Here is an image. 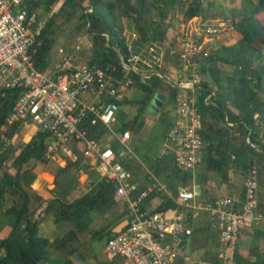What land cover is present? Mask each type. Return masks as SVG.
I'll return each instance as SVG.
<instances>
[{"label": "trees", "instance_id": "obj_1", "mask_svg": "<svg viewBox=\"0 0 264 264\" xmlns=\"http://www.w3.org/2000/svg\"><path fill=\"white\" fill-rule=\"evenodd\" d=\"M56 0H47L45 11L51 13V7ZM29 10H36L40 2L38 0H25ZM182 5L178 0H63L58 11L51 13L45 21L38 35H36L30 51H32L35 66L45 70L50 62L49 51L56 41L57 30L54 28L55 19L62 17L63 21H70L75 16V34H87L90 40V57L88 65L114 67V74L122 77L123 69L120 64V55L125 61L133 54L139 53L135 49L139 42L147 43V47L161 46L163 42L170 41L177 34L176 29L167 39L165 29H161L162 22L168 17L169 10ZM182 22H188L192 18L201 17L203 13L202 0H190L182 5ZM88 9H91L88 11ZM154 10L158 13L152 16ZM264 13V0H240L239 5L230 11V16H219L223 25L232 27L240 34V38L233 44L225 45L223 41L217 42L211 49V54L201 62L200 88L195 91L196 106L201 113L203 128L201 130L205 146L201 152V160L207 172L216 173L222 182L228 180V171H247L252 165L257 168L258 185L264 188V22L258 17ZM125 17L131 22L132 27L137 28L138 38L128 40L123 33V25L120 18ZM230 67L229 71H223L220 66ZM140 71L150 70L142 62L137 63ZM151 71H162L163 67H151ZM132 80V85L125 88V92L131 88L142 93V97L129 99L125 97L120 104H137V114L130 122L115 123L113 131L121 137L132 132L138 133L143 125L140 119L146 111L147 105L153 94L168 90L170 101L175 105V90L164 82L163 78L152 73L144 77L133 70L127 74ZM204 76V78H203ZM211 92V103H206L205 98ZM17 91H0V127L4 124L10 110L17 98ZM231 123V126L226 124ZM224 125H223V124ZM171 122H167L162 134L166 137ZM82 127L86 129L90 138L101 141L108 133L107 128L97 123L91 125L86 121ZM21 127L14 124L8 131L9 137L20 133ZM48 139V133L36 130L30 140L18 147V152L13 156L11 166L15 173L3 171L0 174V213L9 220V232L0 239V264H76L71 258L76 250L74 244L78 243V233H83L91 223V212L107 213L117 200L114 197V187L104 179H97L90 189L72 201H65L57 196L46 202V213L54 216L55 222H70L73 228L62 236L49 239L39 233V220L33 218L31 210V195L24 185L29 169L23 166L29 162L47 163L44 152ZM120 145V143H119ZM116 154L119 153L118 145L112 146ZM16 147L2 149L0 147V170ZM169 160L160 156L153 165L155 174L161 169H172L175 178L187 180L192 172H183L175 168L171 155ZM119 160V159H118ZM124 168L132 170V166L125 160H119ZM82 160L71 162L58 172H67L71 168L80 169ZM165 164V165H164ZM170 172V174H171ZM56 178V177H55ZM23 180V183L21 182ZM145 187H138V192ZM15 194L16 202L4 209L2 206L6 194ZM135 195V194H134ZM155 196L160 198L159 204L151 211L165 212L175 209L179 205L173 197L168 196L164 190L153 188L142 203V208L148 200ZM35 200L42 201L41 196L35 195ZM259 209V207H258ZM7 220V222H8ZM119 220V218H118ZM119 221L113 223L117 224ZM96 229L92 236H105V241L113 237L114 233L108 229ZM253 241L264 238V230L253 228ZM51 249L58 256H51ZM235 257L239 264H249L250 259L264 262V252L259 253L258 245L254 244L248 253L241 254L236 250ZM225 259H215L216 264H225Z\"/></svg>", "mask_w": 264, "mask_h": 264}, {"label": "built area", "instance_id": "obj_2", "mask_svg": "<svg viewBox=\"0 0 264 264\" xmlns=\"http://www.w3.org/2000/svg\"><path fill=\"white\" fill-rule=\"evenodd\" d=\"M178 1L186 5L190 0ZM45 21H38L37 12L29 10L25 0H0V91L18 93L0 127V147H15L21 132L9 137L7 131L14 124L22 127L29 123L36 130L48 133L46 160H93L99 180L113 185L115 199L125 203L127 209L126 224L103 248L109 264H173L185 239L192 234L188 212L193 211L207 212L215 219L225 264H239L235 253L240 232L245 228L264 229V214L258 209L255 165L246 171L241 201L227 195L197 200L194 190L186 186L177 190L174 200L179 207L169 216L166 212L142 208L152 188L138 192V183L118 161L114 150L88 137L82 127L86 121L91 125L99 122L114 133L116 112L127 96L124 90L133 82L127 75L130 70L144 77L152 73L164 76L165 83L175 90V105L174 120L167 130L160 156L171 155L175 168L193 174L205 146L201 135L202 116L194 94L200 88V65L211 54L225 25L219 20L211 22L200 17L181 22L174 38L162 45L166 47L167 71H151V68L140 71L138 62L150 66L140 53L131 55L128 61L120 55L123 69L120 78L109 65L76 63L62 46L57 48L58 58L52 64L50 60L47 69H38L30 49ZM82 47H90L87 35L77 39L75 48ZM213 94L206 96V103H211ZM226 124L231 126L227 121ZM156 189L165 190V186L158 183ZM45 208L46 202H43L33 212V218H43ZM249 264L264 262L250 259Z\"/></svg>", "mask_w": 264, "mask_h": 264}, {"label": "rangeland", "instance_id": "obj_3", "mask_svg": "<svg viewBox=\"0 0 264 264\" xmlns=\"http://www.w3.org/2000/svg\"><path fill=\"white\" fill-rule=\"evenodd\" d=\"M40 2L39 7L36 8L38 13V21L41 22L47 18V12L45 11V3L47 0H38ZM63 0H56V2L52 5L51 11L56 13L61 5ZM240 0H202L203 6V15L202 19L208 20L211 22H215V20H219L218 17H213V15L219 16H230V11L236 8L239 5ZM168 17L162 22L163 26L161 29H165L167 39L171 37V33L178 30L179 25L181 24V17H182V9L181 6H176L169 10ZM151 15L158 19V13L154 10L151 12ZM216 15V16H217ZM76 17L71 19L69 22L63 21L62 17H57L55 19L54 28L57 30V37L56 41L53 44V47L49 51L51 64L58 58L57 55V48L62 46L66 53L74 60L76 63H86L87 59L90 57V48H81L77 50L75 45L77 43L78 37L82 35H87L83 33L75 34V24H76ZM258 17L264 22V13H259ZM201 18V17H200ZM192 18L190 21L194 20ZM121 24L123 25V33L128 40H133L138 38L137 28L132 27L130 21H128L125 17L120 18ZM223 36L226 38V41H223L225 45L233 44L240 38V34L234 30L231 26H224V30L222 33L221 38L215 41V45L217 42H222ZM169 40V39H168ZM166 42V41H165ZM164 42V43H165ZM147 43L139 42L136 44L135 49L138 50L142 60H145L147 63L150 64L149 68H155L159 63V59H162L160 63L161 66L167 67L166 65V47L165 46H151L147 47ZM161 47V49H160ZM160 54H162L160 56ZM223 71H229L230 67H225L224 65L220 66ZM167 70V69H166ZM165 70V71H166ZM163 71V70H162ZM164 71V72H165ZM171 76V75H170ZM204 78V76H203ZM131 91V92H130ZM130 91H127V96L129 99H137L142 97V93L137 91L134 88H131ZM130 92V93H129ZM160 93L166 96L164 102L162 103V107H160L156 114L148 112L146 110L145 117L149 118V124L146 125L145 128L141 129V135L139 132H133L131 134L130 139H126L125 136L121 138H125V143L120 139V136L114 134L113 132L108 131L107 137L105 139L106 142H109V146L118 145V148L121 152L119 154L120 159L127 160L128 162H132V156H135L137 159L142 160H152L155 161L161 154V148L165 141V137L162 134L163 129L166 127L167 123H165L167 118H172L174 116V104L170 101L168 96V90L165 88ZM264 96V95H263ZM165 109V112L160 111ZM137 114V104H123L119 107L118 111L116 112V123L121 124L124 122H130L132 118ZM168 120V119H167ZM223 124V123H222ZM224 125V124H223ZM264 129V125H262ZM22 129V128H21ZM22 139V141H21ZM28 135L24 134V136H20L17 139V143H15L16 151L10 155L9 159L4 163L3 167L0 170V174L3 171H8L11 174H14V168L11 166V161L13 156H15L16 152H18V147L23 145V141L27 142ZM120 143V145H119ZM113 148V147H112ZM121 155V156H120ZM147 156V158L145 157ZM146 158V159H145ZM164 160H169L170 156H164ZM86 165V163H83ZM154 162L148 163L147 167L156 179L160 181L165 180V176L163 172H159V174H155L153 171ZM43 167L46 170H50L52 173L51 177L43 175L42 179H39L37 182L35 179L37 178V174L40 175V171H42ZM23 168H28L29 173L26 177L27 182L29 183L24 185V187L29 190L31 195V210L34 211L36 207L41 205L39 200H35L34 196L38 195L41 196L40 192L46 195L48 198L51 196H57L62 200L65 201H72L73 199L81 196L83 193L87 192L93 183L96 182L98 179L96 173L93 169H90L88 166H84L83 168H71L67 172L59 173L57 170L58 168L52 162L43 163H33L29 162L23 166ZM42 168V169H41ZM258 168V167H257ZM144 167L134 172L140 176V179L143 182H148L153 180L158 182L151 177H148L147 174L144 172ZM172 170V169H171ZM170 170V172H171ZM44 171V170H43ZM132 172L134 170H131ZM136 171V170H135ZM48 172V173H50ZM201 172H206L204 169V163L200 160L196 171L191 175L190 178L186 180L189 183L190 179L197 177L195 174ZM208 172V171H207ZM233 173L235 181L239 186L243 188V182L246 176L245 171L236 172L231 171ZM47 173V171H46ZM149 173V174H150ZM35 174V175H34ZM53 176V177H52ZM143 176V177H142ZM35 177V178H34ZM56 177V178H55ZM86 177V178H85ZM170 181H175V175L171 172V175L168 176ZM42 180V181H41ZM23 183V180H21ZM158 187V185H154ZM86 189V191H84ZM167 189V188H166ZM167 190L172 191L171 187H168ZM258 198L261 202V207H259V211L264 214V188L258 186ZM12 194H6L5 200L2 206V212L5 208L11 205ZM127 211L126 204L117 200L116 205H114L107 213L101 214L97 213V211L91 212V223L88 228L83 233H78V243L74 244L76 250L73 254H71V258L74 260L76 264H109L105 258L103 253V248L106 243L105 236L102 235L101 237H94L92 233L94 230L98 229H107V225H113V223L120 217V212ZM1 212V211H0ZM211 218V216H210ZM7 218H4L3 214L0 213V239L5 237L9 232V220L7 222ZM39 233L49 239H53L57 236H62L68 230L73 228V225L70 222L60 221L55 222L54 216L51 213H46V215L39 219ZM110 229V228H108ZM261 229V228H260ZM213 230V229H212ZM264 230V229H263ZM204 238V244L200 243L199 241ZM255 243H252V246ZM184 245V244H183ZM238 246V245H237ZM236 246V249L238 247ZM183 247V246H182ZM221 249V245L216 239L215 234L210 231H207L203 237L199 235L197 232H193L186 240L184 248L179 250L177 262L175 264H207L206 262H214L210 257L212 255H217L219 250ZM223 250V249H222ZM51 256L56 257L58 253L51 249ZM2 253V251H0ZM224 253V252H223ZM222 261V260H221ZM226 263V261H225ZM40 264H48V262H41Z\"/></svg>", "mask_w": 264, "mask_h": 264}, {"label": "crops", "instance_id": "obj_4", "mask_svg": "<svg viewBox=\"0 0 264 264\" xmlns=\"http://www.w3.org/2000/svg\"><path fill=\"white\" fill-rule=\"evenodd\" d=\"M36 11V10H35ZM37 12V11H36ZM52 12V11H51ZM38 15V13H37ZM49 14H47V18H48ZM45 18V19H47ZM49 66V64H48ZM47 66V67H48ZM46 67V69H47ZM166 69H168L167 67H163V71H165ZM171 69V68H170ZM167 71V70H166ZM171 73V72H169ZM131 92V91H130ZM129 92V93H130ZM128 98V96H126ZM121 105L123 104H120L119 107H121ZM162 107V106H161ZM164 111L165 112V109H162L160 111ZM162 111V112H163ZM146 111L141 115V120L143 121V125L141 127V129L145 128L146 125L149 124V118L145 117L146 115ZM168 119V120H167ZM165 123L167 122H171L173 123V120H174V116L172 118H167ZM116 123V122H115ZM172 125V124H171ZM22 129L20 130V135L17 136L16 138V143H17V139L18 137L20 136H24V134L28 135V140L27 142L30 140L31 136L35 133L36 131V128L33 124H29V123H26L25 125H23L21 127ZM141 129L139 131V135H141ZM133 133V132H132ZM131 133V134H132ZM114 134H117L119 135V133H115ZM131 134L129 135H125V138L128 140L130 139L131 137ZM107 135V134H106ZM101 140V142L103 144H105V146H108L110 147L112 150L113 148L111 146H109V142H106L105 139H106V136ZM120 136V135H119ZM165 137V136H164ZM125 138H121L120 136V139H123L122 141L125 143ZM22 141V139H21ZM26 143L23 141V144ZM166 143V139L162 145V148L164 147ZM161 148V150H162ZM19 149V148H18ZM121 151H119L117 155V159L119 160H123L122 158L120 159L119 157V154H120ZM122 153V152H121ZM160 155V154H159ZM121 156V155H120ZM145 157L147 158V156L145 155ZM160 157V156H159ZM145 158V159H146ZM118 160V161H119ZM132 162H128L127 160H125L126 162H128L131 166H132V170H134L133 172L130 170V169H127L129 170L133 177H134V180L138 183V187H142L144 186L145 189H148V188H156L154 185H158V183H160V185H164L165 186V190L164 192L170 196V197H175L176 196V192L177 190H179L180 188L182 187H190L194 190V193L196 195V198L197 200H201V201H204V200H211L215 197H218V196H224V195H227V196H231L233 197L237 202L241 201L242 198H243V188L241 186H239L237 184V182L235 181L236 179L234 178L233 176V173L231 172V170L228 171V180L226 182H222L219 178V176L214 173V172H201V173H197L195 174L197 177H195V179L191 178L189 183L186 182V180L184 179H181V178H176L174 182L170 181V179H168V176H170V169H168L166 171L165 167L164 169H161L160 168V172H163L164 173V176H165V180L163 181H160L159 179H156V177L150 173L151 172V169L149 170V168L147 167V164L148 163H151L153 162V159L152 160H142V159H137L135 156H132L131 158ZM49 162H52L54 165H56V167H61L63 168L65 165H66V160H56V161H49ZM120 162V161H119ZM82 165H84L83 163H86V165L84 166H88L90 169H93L94 172L96 173L98 179H99V176H98V173L96 172L95 170V167H94V164H93V160L91 159H86V160H82ZM123 165V163H121ZM165 165V164H164ZM83 166V167H84ZM82 167V168H83ZM124 167V165H123ZM142 167H144V172L147 174L148 172V177L151 179L150 176H152L154 180L158 181V182H155L153 180L149 181L148 182H143L141 179H140V176L137 175V174H134V172H137V170L141 169ZM42 169V168H41ZM44 170V171H43ZM136 170V171H135ZM47 171V173H46ZM50 172V170H46L44 167L42 169V171H40V175L37 174V178L35 179V181L37 182L38 178L39 179H42L43 175H46L48 177H51L52 173H48ZM150 173V174H149ZM35 175V174H34ZM53 177V176H52ZM143 177V176H142ZM35 178V177H34ZM86 178V177H85ZM40 180H38V183H39ZM42 181V180H41ZM168 187H171V189H173L172 191L170 190H167ZM167 188V189H166ZM144 189V190H145ZM157 190V189H156ZM86 191V189L84 190ZM41 194V205L43 202H47L49 199L53 198L54 196H51L50 198H48L46 195ZM12 203L13 202H16V196L15 194H12V199H11ZM160 202V198L155 196L154 198H151L150 200H148L147 204L145 205L146 209L148 210H152L154 209ZM11 203V204H12ZM40 205V206H41ZM32 206V203L31 205ZM39 206V207H40ZM258 207H261V202L258 198ZM38 207L35 208V210L37 209ZM34 210V211H35ZM33 211V212H34ZM169 216H172L174 214V209H169L167 211H165ZM120 217H119V222H117V224H114V225H110V229L112 230V232L114 233V235L123 228V226L126 224L127 222V211L124 210V212H120ZM188 221L190 223V227L192 229V233L193 232H197L199 235H201V237H203L205 234H207V231H210L212 232L213 234H215L216 236V239L218 241V230H217V227L215 225V219L214 218H210V215L207 213V212H202V211H193V212H188ZM213 229V230H212ZM253 233H254V230L253 228H245L243 229L240 234H239V237H238V242H237V247L238 249H236L237 251H239L241 254L245 255L246 253H248V251L250 250V248L252 247V243L254 242L256 245H258V251L259 253H263L264 252V238H261V239H258V240H254L253 241ZM188 238V237H187ZM187 238L185 239L184 241V245L182 247V249L184 248L185 246V243H186V240ZM204 238H202L201 241H199L200 243L204 244ZM223 248H221L219 250V252L217 253V255H212L210 258L212 260L215 261V259H219L220 261L222 259H225L223 257L224 255V249L222 250ZM178 258V257H177ZM179 259V258H178ZM177 262V260L173 263L175 264ZM207 264H216L215 262H209L207 261L206 262Z\"/></svg>", "mask_w": 264, "mask_h": 264}, {"label": "water", "instance_id": "obj_5", "mask_svg": "<svg viewBox=\"0 0 264 264\" xmlns=\"http://www.w3.org/2000/svg\"><path fill=\"white\" fill-rule=\"evenodd\" d=\"M162 78L165 82L164 76ZM165 98H166V96L160 92L154 93L152 98L149 101V104L147 105L146 110L148 112L156 114L158 109L161 107L162 103L164 102Z\"/></svg>", "mask_w": 264, "mask_h": 264}]
</instances>
